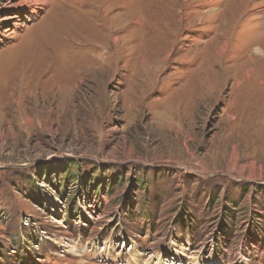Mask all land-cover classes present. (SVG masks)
I'll return each mask as SVG.
<instances>
[{
	"label": "rangeland",
	"instance_id": "1",
	"mask_svg": "<svg viewBox=\"0 0 264 264\" xmlns=\"http://www.w3.org/2000/svg\"><path fill=\"white\" fill-rule=\"evenodd\" d=\"M27 1L0 0V264H264V0Z\"/></svg>",
	"mask_w": 264,
	"mask_h": 264
},
{
	"label": "trees",
	"instance_id": "2",
	"mask_svg": "<svg viewBox=\"0 0 264 264\" xmlns=\"http://www.w3.org/2000/svg\"><path fill=\"white\" fill-rule=\"evenodd\" d=\"M135 179H136V185L138 187L142 188L144 186V180H143V178L137 176ZM229 203H233L234 205H236L237 202L235 200H232V201H229Z\"/></svg>",
	"mask_w": 264,
	"mask_h": 264
},
{
	"label": "bare ground",
	"instance_id": "3",
	"mask_svg": "<svg viewBox=\"0 0 264 264\" xmlns=\"http://www.w3.org/2000/svg\"><path fill=\"white\" fill-rule=\"evenodd\" d=\"M35 1H37V0H29V1H27V2H30V3H27V4H29V6H30V5H33V3H35ZM44 3H46L45 0H42V1H41V4H44ZM228 14H229V13H228ZM257 51H258V50H257ZM261 51H263V49H262ZM260 53H261V52H260Z\"/></svg>",
	"mask_w": 264,
	"mask_h": 264
}]
</instances>
